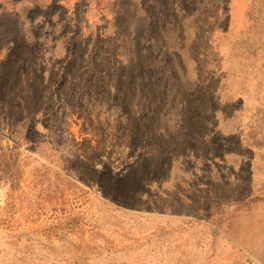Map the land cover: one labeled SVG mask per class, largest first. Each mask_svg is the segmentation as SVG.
I'll list each match as a JSON object with an SVG mask.
<instances>
[{
	"label": "rangeland",
	"instance_id": "374dc122",
	"mask_svg": "<svg viewBox=\"0 0 264 264\" xmlns=\"http://www.w3.org/2000/svg\"><path fill=\"white\" fill-rule=\"evenodd\" d=\"M0 264H264V0H0Z\"/></svg>",
	"mask_w": 264,
	"mask_h": 264
},
{
	"label": "crops",
	"instance_id": "0c3cea01",
	"mask_svg": "<svg viewBox=\"0 0 264 264\" xmlns=\"http://www.w3.org/2000/svg\"><path fill=\"white\" fill-rule=\"evenodd\" d=\"M227 125H228V120L224 119V122H222V124H221V132H222V134H224V135H234V134H237L239 132V130H237V129H229L227 127Z\"/></svg>",
	"mask_w": 264,
	"mask_h": 264
},
{
	"label": "trees",
	"instance_id": "16d2710c",
	"mask_svg": "<svg viewBox=\"0 0 264 264\" xmlns=\"http://www.w3.org/2000/svg\"><path fill=\"white\" fill-rule=\"evenodd\" d=\"M72 47H73V43L70 45V47L68 48V57L72 55ZM60 74V73H59Z\"/></svg>",
	"mask_w": 264,
	"mask_h": 264
}]
</instances>
